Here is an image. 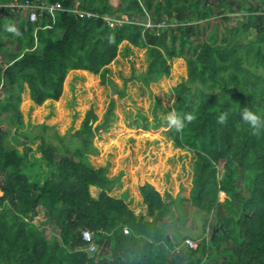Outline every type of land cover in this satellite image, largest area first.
Here are the masks:
<instances>
[{
  "label": "trees",
  "instance_id": "trees-1",
  "mask_svg": "<svg viewBox=\"0 0 264 264\" xmlns=\"http://www.w3.org/2000/svg\"><path fill=\"white\" fill-rule=\"evenodd\" d=\"M12 1L24 0H0V264H264V0H78L113 25L66 10L74 0H47L65 9L31 22ZM123 41L146 48L147 67L133 77L145 85L169 75L174 57L175 69H184L181 58L186 63L187 77L172 88L171 136L194 154L192 187L189 197L166 194V201L140 184L149 220L109 194L119 176L88 162L92 110L77 130L58 136L47 125L24 128L19 108L25 84L24 108L54 101L58 110L67 73L89 83L99 74L105 83ZM9 127L25 139L16 144L40 138L41 157L7 143ZM89 186L99 189L96 198ZM82 229L92 232L95 250Z\"/></svg>",
  "mask_w": 264,
  "mask_h": 264
},
{
  "label": "rangeland",
  "instance_id": "rangeland-1",
  "mask_svg": "<svg viewBox=\"0 0 264 264\" xmlns=\"http://www.w3.org/2000/svg\"><path fill=\"white\" fill-rule=\"evenodd\" d=\"M241 13L244 11L233 14L229 26L237 24ZM160 25L166 23L162 22ZM176 58L178 57L170 60L169 75L145 85L133 77L147 67L146 48L123 41L118 46L116 57L107 65L105 83L100 82L99 74H95V82L89 83L80 72L67 73L65 78L68 92H62L61 95H65L64 101L58 110H55L54 101L36 105L31 99L33 105L24 108L23 94L27 92L24 85L19 105L24 128L38 131L42 125H47V134L55 132L58 136H64L77 130L86 112L92 110L96 116L91 125L95 132L92 138L95 152L86 154L88 162L94 168L105 166L108 177L119 176L118 183L109 194L122 198L136 217L143 215L151 219L146 216L142 205L138 190L140 184L150 183L166 201V194L189 197L192 187L194 154L176 147L171 136L175 120L173 101L176 98L172 88L187 77L184 59L181 58L184 69L177 70ZM36 110H39L38 113ZM48 137L52 142H57V138ZM16 139L21 142L25 140L17 134L14 127H9L7 143L15 145L20 152L25 145H29L30 153L36 158L41 157L38 150L40 138L20 144L15 143ZM45 169L44 160H39L34 174L40 182ZM161 182L163 186L157 189V183ZM89 193L96 198L99 189L89 186ZM224 198L225 194L219 192V199ZM36 218L44 222L41 207L38 208ZM196 230L187 227L184 232L194 235L198 232ZM45 234L47 237L52 234L48 224H45Z\"/></svg>",
  "mask_w": 264,
  "mask_h": 264
},
{
  "label": "built area",
  "instance_id": "built-area-1",
  "mask_svg": "<svg viewBox=\"0 0 264 264\" xmlns=\"http://www.w3.org/2000/svg\"><path fill=\"white\" fill-rule=\"evenodd\" d=\"M8 5L17 8L20 12L25 13L28 20L31 22L36 21L38 17L42 14H48L51 16V18H53L57 11L65 9L64 7H62L59 1L48 2L47 0H24L22 2L12 1ZM66 10L73 12L76 16L79 17L99 16L96 13L90 12L82 8L78 0H74L73 6ZM99 17L105 18L106 20L109 21L110 25H113L114 19L103 16H99ZM117 22H120V20H118ZM123 231L124 233H127L128 232L127 227H124ZM81 235L83 240L89 242L88 249L95 250L96 247L92 242V232L88 229H82ZM184 243L193 249L197 247V240L190 237L185 238Z\"/></svg>",
  "mask_w": 264,
  "mask_h": 264
},
{
  "label": "crops",
  "instance_id": "crops-1",
  "mask_svg": "<svg viewBox=\"0 0 264 264\" xmlns=\"http://www.w3.org/2000/svg\"><path fill=\"white\" fill-rule=\"evenodd\" d=\"M25 88L27 89V92H28V87H27V85L25 84ZM28 95H29V93H27ZM96 187V186H95ZM140 195V194H139ZM140 197H141V195H140ZM141 200H142V198H141ZM142 205L144 206V208H145V210L147 209V206L142 202ZM143 208V207H142ZM143 210V209H142ZM147 216V215H146ZM149 218V217H148ZM149 220V219H148ZM193 239H194V237H192Z\"/></svg>",
  "mask_w": 264,
  "mask_h": 264
},
{
  "label": "water",
  "instance_id": "water-1",
  "mask_svg": "<svg viewBox=\"0 0 264 264\" xmlns=\"http://www.w3.org/2000/svg\"><path fill=\"white\" fill-rule=\"evenodd\" d=\"M215 230V229H214Z\"/></svg>",
  "mask_w": 264,
  "mask_h": 264
}]
</instances>
